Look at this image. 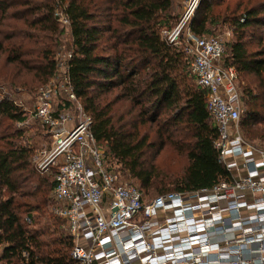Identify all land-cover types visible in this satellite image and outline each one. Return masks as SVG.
Listing matches in <instances>:
<instances>
[{
	"label": "trees",
	"instance_id": "obj_1",
	"mask_svg": "<svg viewBox=\"0 0 264 264\" xmlns=\"http://www.w3.org/2000/svg\"><path fill=\"white\" fill-rule=\"evenodd\" d=\"M56 10L70 21L68 76L91 118V132L145 198L150 188L162 195L230 182L214 145L218 129L206 107L207 94L189 82L184 42L168 38L179 21L173 0H0V58L32 75L24 81L0 72L3 85L33 91L54 76L62 31ZM224 26L232 33L225 61L246 76L240 129L247 140L264 146V0H200L190 27L212 35ZM121 101L139 107V117L119 116ZM168 111L174 115L162 123L159 115ZM26 120L13 98L0 96V264H76L60 218L54 216L52 226L61 231L54 238L44 240L47 228L30 226L35 213L46 211L53 188L32 167L31 150L21 141L24 129L17 124ZM147 124L159 126L158 137L140 133ZM165 147L187 162L168 187L158 183L154 162Z\"/></svg>",
	"mask_w": 264,
	"mask_h": 264
},
{
	"label": "built area",
	"instance_id": "obj_2",
	"mask_svg": "<svg viewBox=\"0 0 264 264\" xmlns=\"http://www.w3.org/2000/svg\"><path fill=\"white\" fill-rule=\"evenodd\" d=\"M199 1L189 0L168 38L184 42L189 81L207 94L229 183L152 198L124 183L108 166L70 82L72 47L57 53L54 77L35 95L34 118L51 142L45 154L54 170L52 211L72 240L76 264H264V147L241 132L238 72L227 65L223 42L190 27ZM54 15L61 34L70 30L63 11Z\"/></svg>",
	"mask_w": 264,
	"mask_h": 264
},
{
	"label": "rangeland",
	"instance_id": "obj_3",
	"mask_svg": "<svg viewBox=\"0 0 264 264\" xmlns=\"http://www.w3.org/2000/svg\"><path fill=\"white\" fill-rule=\"evenodd\" d=\"M189 0H173V10L174 13L179 16L178 20L182 17L185 7L187 6ZM61 25V24H60ZM62 28V27H61ZM66 28H63V32L60 36V50L63 49L65 52L69 51L72 47V38L70 35V30ZM215 35H217L220 40L223 42V46L225 48V52L227 50V42L231 40L232 33L228 26L219 27L215 32H213ZM254 48V47H253ZM58 48L57 53L60 51ZM0 72L3 75L13 76L15 80H24V81H32V75L23 74L22 72H18L15 68V65H6L3 62V59L0 58ZM54 77V76H53ZM52 77V78H53ZM246 76L244 74H238L237 83L239 86V89H243L245 86V80ZM250 79V78H249ZM190 82V81H189ZM46 84V83H45ZM19 86V85H17ZM41 88L40 86H37L33 91H29L26 88L22 87H11L8 85H3L2 80H0V96H9L15 100L18 104H20L22 110H24L27 120L24 123L17 124V127H21L24 129V135L21 141H23L24 145L29 147L31 150V156H30V162L32 167L36 170V172L39 174V176L46 180L50 186L51 180H52V174L54 172L53 168H48L47 165V155L45 152L49 150L51 147V142L46 136L45 128L42 126L39 121L34 118L33 115V106H34V99L37 91ZM242 93V91H241ZM245 102L244 97L242 94V100H241V113L240 115H243L245 112ZM117 108L119 109V116H122L126 119H132L137 118L138 116V108L139 107H132L129 102L127 101H121ZM174 115V113L163 112L159 115V120L163 123L166 118H171ZM8 124V123H7ZM158 127H150L148 124L146 126H140V133L148 132L147 134L150 135V138L158 137L159 134H157ZM242 132V131H241ZM163 136L167 137L168 133H164ZM249 141V140H248ZM250 142V141H249ZM256 146H261L260 144L250 142ZM159 144V141L157 142ZM99 146V145H98ZM100 147V146H99ZM101 150H103L102 146L100 147ZM104 152V150H103ZM105 154V153H104ZM106 162L109 165H111V168H114V171L120 175L121 180H123L124 183H132L137 184V181L135 179H131L127 177V175H122L117 169H119V165H116L115 163L111 164L109 161V158L106 157ZM158 164V170L156 171V176H158V183L160 185L164 184L166 187H168V183L173 179L174 177H179L183 171L184 167L186 166L187 162L185 159V156L183 154L177 153V151L172 150L169 147H165L164 149L160 150L159 154L155 158V161ZM120 170V169H119ZM146 197L152 198L155 196H158L156 192L152 190V188L149 189L148 192H146ZM47 196L50 195L47 193ZM45 206H43V209L46 211H40L38 213H35L34 216V222L31 227H43L47 228V232L42 235V238L44 240L49 238H54L61 233L59 232V228H56L54 230L53 226L56 222V219L54 218V214L52 211V200L49 198L48 201H46ZM25 216V215H23ZM24 219V217H22ZM53 225V226H52ZM56 225V224H55ZM58 231V232H57ZM62 234V233H61Z\"/></svg>",
	"mask_w": 264,
	"mask_h": 264
}]
</instances>
